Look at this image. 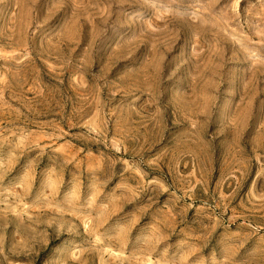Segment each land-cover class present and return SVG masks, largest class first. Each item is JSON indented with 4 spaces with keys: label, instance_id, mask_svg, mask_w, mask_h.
I'll return each instance as SVG.
<instances>
[{
    "label": "rangeland",
    "instance_id": "rangeland-1",
    "mask_svg": "<svg viewBox=\"0 0 264 264\" xmlns=\"http://www.w3.org/2000/svg\"><path fill=\"white\" fill-rule=\"evenodd\" d=\"M0 264H264V0H0Z\"/></svg>",
    "mask_w": 264,
    "mask_h": 264
}]
</instances>
